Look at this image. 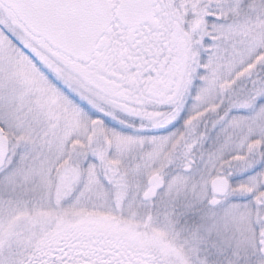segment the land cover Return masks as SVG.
Returning a JSON list of instances; mask_svg holds the SVG:
<instances>
[{
  "label": "snow or ice",
  "instance_id": "obj_1",
  "mask_svg": "<svg viewBox=\"0 0 264 264\" xmlns=\"http://www.w3.org/2000/svg\"><path fill=\"white\" fill-rule=\"evenodd\" d=\"M0 264H264V0H0Z\"/></svg>",
  "mask_w": 264,
  "mask_h": 264
}]
</instances>
